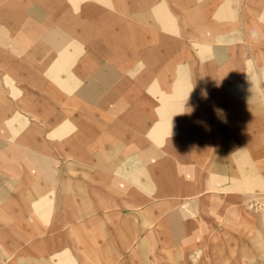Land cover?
Masks as SVG:
<instances>
[{"label":"crops","instance_id":"crops-1","mask_svg":"<svg viewBox=\"0 0 264 264\" xmlns=\"http://www.w3.org/2000/svg\"><path fill=\"white\" fill-rule=\"evenodd\" d=\"M234 1L0 0V22L12 20L25 27L27 32L20 34L27 51L43 54L53 65H69L75 85L80 83L76 97L83 103L66 95L62 79L53 80L58 88L47 85L46 75L50 74L44 75L45 61L35 60L41 69L31 77L40 89L51 94L50 98L64 97L85 106V110L71 106L70 112L60 115L57 128L60 130L63 117L72 116L76 109L72 117L80 123L62 142L69 147L68 157L92 164L93 169L81 173L96 180L97 186L77 184L73 178L58 180L55 206L65 212L58 213L53 231L78 212H86L82 224L66 227L64 233H68L69 242L82 246L93 262L106 264V214L92 218L87 211H106V185L111 187L112 179L108 173L114 172L133 179L142 173L151 187L160 181L161 186L153 187L156 191L151 193L166 197V202L152 203L147 209L167 205L173 211L161 222L173 228L190 227L185 240L181 229L175 230L177 238H172L190 244L189 261L184 256L179 261L167 252L166 262L151 258L142 264H175L176 259L180 264H206L205 258L195 253L196 244L200 252L207 242L215 243L216 249L227 250L229 256L233 248L224 247V243L241 238L255 243L259 231L255 220L246 219L252 224L241 236L232 219H223L219 204L208 205L207 198L200 197L206 188H250L257 177L259 185L264 183V16L251 12L254 6L248 2L246 11L230 8L228 2ZM34 2L37 6L31 5ZM224 51L231 56L222 58ZM4 56V65L12 66ZM29 60L20 61L18 67L30 70ZM260 66L262 71L257 74L252 68ZM221 77L233 82L231 86L220 89ZM257 164L262 167L258 169ZM40 171L48 178L49 171L47 176ZM44 181L37 177L36 199L29 192L11 197V203L20 201L19 214L1 209L5 218L17 224L16 239L22 246L18 257L22 260L45 253V243L55 258L73 250L72 246L67 250V240L60 234L45 238ZM80 186L92 190H77ZM77 198L83 199L82 203ZM186 206L198 212V218H188ZM212 227L215 230L210 234ZM248 251L255 258L260 249L248 246ZM135 258L136 252L126 254L118 264H138ZM242 259L225 258L227 264H240Z\"/></svg>","mask_w":264,"mask_h":264},{"label":"rangeland","instance_id":"rangeland-1","mask_svg":"<svg viewBox=\"0 0 264 264\" xmlns=\"http://www.w3.org/2000/svg\"><path fill=\"white\" fill-rule=\"evenodd\" d=\"M247 2L254 6V10L251 12H255L257 16H260L259 18L264 16V0H235L233 3L228 2V4L232 9H237L238 7L239 11H246L245 4ZM36 4L34 2L31 5L34 6ZM41 5L43 4L41 3ZM129 20L132 21V19ZM24 30L25 27L23 28L19 22L17 24H14L12 20H7L6 24H4V21L0 22V213L3 214V210L7 213L10 212V214H19L20 201L11 203V197L19 196L20 192H29L36 199L38 195L36 189L37 177L41 181L45 179L42 182L43 189H45V193L42 196L45 207L44 225L47 230L45 238L50 240L53 233L55 235L60 234L62 238L67 240L65 242L67 250L69 246H72L73 250L71 253L58 254L59 256L55 258L53 253L47 250L45 243V253L39 254L37 258L20 259L18 252L22 246L16 239L19 238V230L16 228L17 224L12 220L10 221L9 218H5L4 213L3 217L0 214V264H97L85 256L82 252V246L69 242L68 233H64L66 232V227L82 224L86 212H78L75 217L68 219L64 226L53 231V223L57 222L58 213L63 214L65 212H59L58 206H55L59 196V188L57 189L58 180L73 178L77 181V184L97 186L96 180L86 179L84 174L81 173L83 170L93 169L92 164L75 161L74 157H68L70 153L69 147L64 146L62 142V137L75 130L78 126L77 124L80 123L79 120L76 121L72 117L76 115V109H72V116L63 117L61 131L57 128L61 118L60 115L67 113L66 110L69 111L71 106L76 105V107L82 108L85 106L75 104L74 100L64 97L56 98V96H53L50 98L51 94L40 89L37 82L31 77L33 72L41 69V67L37 66L35 60L45 61V65L42 66L45 74L42 73L44 75L50 74L49 76L46 75L47 80L50 81L49 83L47 82V85L58 88L59 85L53 80L62 79L66 95L76 98L79 103H83L82 98L76 97V90L80 83L75 85V76L73 77L72 67L69 65L59 63L58 60L56 62L59 64L53 65L46 57L43 58V54L27 51L21 44L26 42L24 36L20 34L27 32ZM29 33L33 35L31 32ZM193 40L194 38L187 41ZM196 42L198 41L196 40ZM240 42L242 41L240 40ZM205 44L221 45L214 43ZM4 54L8 56L7 62L11 63L12 66L4 65V60L1 59ZM223 54L222 58L227 59L231 56L229 51H224ZM28 60L30 61V70H23L18 67L20 61ZM252 69L257 74V70L262 71L261 66ZM224 70L230 72V68H225ZM250 73L252 72L250 71ZM65 79H68V82ZM232 83L225 82L222 79L220 89L226 86L230 87ZM260 85V82L257 83L259 88ZM54 99H58L60 102L55 104ZM61 106L64 107L60 109ZM83 115L84 113L81 116ZM82 126L87 127L88 124L82 123ZM23 138H25L24 141H21ZM30 139L35 144L31 143ZM36 142H42L44 145L38 147ZM257 166L258 169L262 167L259 164ZM40 169L45 174L49 171L48 178L43 177ZM108 174H110L112 179L110 182L111 187L106 185V211H87V215L91 217L106 214V264H118L119 260L124 258L126 254L135 252V260L138 264H142V261L151 262V258L158 260L160 263L161 261L166 262L164 258L167 252L169 256L174 253V257L179 258V261L183 259V256L189 261L190 244L173 242L172 238H177L176 232L174 236V231L181 229L182 241L185 240V235L190 230V227L179 226L178 228H173L166 221L161 222V220H164L162 218L167 216V213L173 211L167 205L159 210L155 209L152 211L147 209V206L152 203L166 202V197L151 193V191H156L153 187L161 186L160 181H156L155 183H158V185L155 184L151 187L147 185L148 180L145 179L142 173L140 175L137 174L135 179L131 176L122 175L120 172ZM260 181L261 179L258 177L254 179L253 182L255 183L250 188L224 186L206 188V190L202 191L200 197H206L208 205L219 204L220 208H222L223 219H232L234 224L237 225L235 227L237 233L241 234V236L249 229L248 224H252L246 219L255 220L254 225L259 227L258 235L254 239L255 243H247L244 238L233 243H224V247L233 248V252H230L231 255L229 256H226L228 254L227 250L216 249L215 243L207 242L204 245L205 248L200 252H198L199 244H196L195 253L197 256L201 255L205 258L206 264H227L225 258L230 256L234 258L243 256L240 264H264V183L259 185ZM84 186H80L77 190L82 189L85 192L92 190L90 187L86 188ZM82 200L77 198L76 201H81L80 203H82ZM31 206L30 204L29 207ZM63 208L67 209L68 206ZM137 211H140V213L135 214ZM185 213L188 218H198V212L190 211L188 206H186ZM126 214H130V218L126 217ZM151 214H154V218H151ZM17 222L20 223L19 220ZM182 222V219L179 220L181 225ZM33 228L35 229V226ZM89 228L92 229L95 226H89ZM19 229L21 230V228ZM214 230L215 228L212 227L210 230L212 233L210 234H213ZM124 235L127 238H132V242L122 240L126 238L122 237ZM145 235L149 237L143 238ZM46 242L49 243V241ZM95 244L99 245V242H95ZM27 245L34 248L32 243ZM248 246L260 249L257 257L254 258V253L248 251ZM6 255L9 256L4 258ZM216 257L221 259L216 260ZM177 261L176 259L175 264H180Z\"/></svg>","mask_w":264,"mask_h":264},{"label":"bare ground","instance_id":"bare-ground-1","mask_svg":"<svg viewBox=\"0 0 264 264\" xmlns=\"http://www.w3.org/2000/svg\"><path fill=\"white\" fill-rule=\"evenodd\" d=\"M6 11H7V10H6ZM10 14H11V13H10ZM10 14H9V15H10Z\"/></svg>","mask_w":264,"mask_h":264}]
</instances>
